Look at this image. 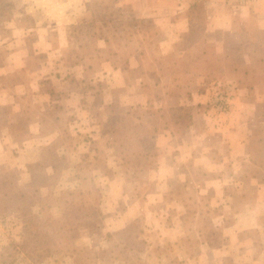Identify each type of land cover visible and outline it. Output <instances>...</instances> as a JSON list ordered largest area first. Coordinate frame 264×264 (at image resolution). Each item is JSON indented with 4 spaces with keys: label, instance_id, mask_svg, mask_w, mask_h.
Masks as SVG:
<instances>
[{
    "label": "rangeland",
    "instance_id": "374dc122",
    "mask_svg": "<svg viewBox=\"0 0 264 264\" xmlns=\"http://www.w3.org/2000/svg\"><path fill=\"white\" fill-rule=\"evenodd\" d=\"M109 5L124 20L139 19L126 16L128 7L120 0H0V66L8 53L16 59L0 84L32 82L39 71L61 76L73 68L88 79L82 84L76 73L68 85L78 91L88 85L98 95L88 115L79 110L82 122L72 128L65 127L70 114H59L55 143L53 110H40L39 103L67 105L60 97L51 103L56 97L30 94L21 104L15 101L18 108L10 102L0 106V129L13 122L0 132V264H264V147L252 144L250 156L234 157L229 146L213 141L226 122L232 124L227 114L238 90L263 86L264 62L249 66L248 75L245 68L234 74L225 60L232 53H226L225 69L217 64L214 73L212 65L215 79L203 84V115L196 114L193 129L178 127L168 121L164 94L152 89L175 76L174 55L155 40V49L149 45L131 68L140 46L134 41L108 46L86 26L97 17L100 29L101 17L113 14ZM141 18L155 25L153 18ZM190 48L183 47V55L193 52ZM209 55L206 50L199 59ZM104 61L124 69L127 88L106 82L114 83L115 76L104 75ZM200 69L210 70L207 64ZM54 82L49 78L44 89L53 90ZM218 94L228 96L226 113L217 107ZM90 95L84 93L78 105L84 108ZM156 97L162 106H155ZM87 118L94 130L86 129ZM28 122H36L32 131L38 129L41 139L34 144L39 142V149L26 154L12 149L8 139H25L22 126ZM78 185L89 194L71 196ZM68 201L82 207L61 214Z\"/></svg>",
    "mask_w": 264,
    "mask_h": 264
},
{
    "label": "crops",
    "instance_id": "0c3cea01",
    "mask_svg": "<svg viewBox=\"0 0 264 264\" xmlns=\"http://www.w3.org/2000/svg\"><path fill=\"white\" fill-rule=\"evenodd\" d=\"M194 3L201 6L200 14L202 19L200 20L194 17L196 13L192 8V4ZM123 4L128 7L125 12L126 16L131 18H153L157 30L155 38L158 42V46L165 47L167 51L174 55L172 59L174 63L171 64H175L177 67L175 76L170 78L167 86L159 85L158 83L157 85H153L152 89L153 92H162L164 94L166 98L164 104H166V107L175 104H184L190 107L192 121L191 124L185 128L193 129V122L196 120V114L198 116L203 115L201 103L206 99V97L202 95L203 84L205 81L214 78L211 73V69H214L212 65H215L214 73L217 72V64H221L222 68L224 67L222 61H224L226 53H232V57H228L225 60H227L228 65H231L233 68L234 74L235 69H247L253 63H258L259 61L264 62V0H253L251 2H244L243 0H120V6ZM205 16L208 18L207 22H205ZM206 34H208L210 38H208ZM183 47H185V49H187V47H192L190 49H192L193 52L183 55L185 54L184 52H186L182 50ZM206 50H209L210 55L207 59L205 57L203 62L199 57L201 58V55H206ZM11 54H15V52ZM9 55L10 53L7 54L8 61L0 66V76L7 75V73L13 69L11 63L15 62L16 59H10ZM183 57L186 60V65H184ZM59 58L61 57H58V59ZM209 59H214L212 60L213 63L209 62ZM134 60L135 63L130 65L131 68L135 66L138 67L137 62H139V58L135 56ZM104 63L107 66L103 67L102 72L106 73L104 75L108 76L110 73H113L115 76L114 83H111L109 78L106 82L110 83L112 87L117 86L119 88L122 83V86L127 88L123 80L125 78L122 76V70L124 69L122 67L116 68L107 63V61H104ZM204 64H207V69H210V67L212 68L207 70V72L201 70L200 65ZM73 65L74 67L76 66L75 63H73ZM76 73L81 76L79 79L80 83L85 84L83 80H87L88 78H84L78 69L74 72L73 68L71 71L68 70L61 76L57 74L53 75L51 71L48 75L43 76V73L40 74L39 71L38 78L34 79L32 82L29 81V78L26 80L15 79L9 84L2 82V84H0V106L10 102L14 107L17 106L18 108V104H16L15 101L18 99L21 104V98L29 96L30 94L42 98V100L43 98L45 99V96H48V98L56 97V100L51 98V103L53 101H59L60 97L61 100L67 102V105L61 106L56 105V103L54 105H43L41 102L39 103L40 110H53V118L50 120L53 121L54 129L51 132L50 140L54 142L56 136L59 135L56 131L58 124L55 122L62 119V117H59V114H70L67 121H65V127L72 128V124L76 126L77 122H82V120L77 121L78 118L76 115L79 110L87 112L88 115L89 109L91 111L94 107L92 105L95 104L94 98L98 96L95 90L88 85H85V87H83L84 89L80 88L79 91L73 87V84L68 85L71 78L76 76ZM243 75H245L244 72ZM246 75H248V73ZM10 77L11 75L8 78ZM53 77L55 80L54 89H44L46 81ZM136 79L138 80L137 85L141 88V86L144 85L143 79L138 74L136 75ZM157 79H159L157 81L162 79L160 72H158ZM33 83H36L37 87L36 89L30 90L28 86L33 85ZM57 87L60 93L56 96L54 91L57 90L55 89ZM135 88L137 89L138 87ZM242 89L246 90L247 93H242L243 91L241 89L238 90L240 92L233 98L231 110L227 114V119H229L232 124L226 125L228 123L226 122V124L223 125L222 123L224 122L222 121L220 123V126L223 125L222 134L216 135L213 141L216 145L229 146L230 153L234 157L242 155L244 158L250 156V153L247 152V150L250 149V145L257 144L264 147V84L263 86H244ZM64 90H66V93H62ZM86 92L91 93L90 100H87V104L82 108L81 105H78V98H82V95ZM143 93L144 91H141V94ZM76 96L80 97L74 100ZM86 97H89V95ZM108 97H110V100H113L112 94L108 95ZM104 98L105 97L102 99L105 104V100L107 99ZM173 98L175 101L172 103L170 100ZM156 100L157 101L154 102L155 106L160 107L163 105L157 97ZM194 102H196L195 106L199 107V113L194 110ZM102 107L104 106L102 105ZM208 121H210V119H208ZM9 122L5 124L4 129L11 127L13 122ZM84 122L86 129L92 128L91 130H94V126L96 125H94L91 118H87V120L84 119ZM35 125L36 122H28L26 125L22 126V129L26 130L27 136L25 139H20L13 135L9 137L8 143L12 145V149H17L20 153L26 154L29 153L32 148L39 149V142H37L38 144L36 146L34 145L36 140L40 141L41 139L38 129L35 128V130L32 131ZM235 127H237V129H234ZM239 128L244 129V132L241 133ZM4 129L1 128L0 132L4 131ZM255 134H257V136ZM190 144L193 145V142L190 141ZM200 153H204V151ZM248 176L250 175L248 174Z\"/></svg>",
    "mask_w": 264,
    "mask_h": 264
},
{
    "label": "trees",
    "instance_id": "16d2710c",
    "mask_svg": "<svg viewBox=\"0 0 264 264\" xmlns=\"http://www.w3.org/2000/svg\"><path fill=\"white\" fill-rule=\"evenodd\" d=\"M114 0H108V2H113ZM107 7V6H105ZM111 8L110 5L108 7ZM192 8L195 10V19H202L201 16V6L197 5L196 3L192 4ZM112 11L108 12V14L103 15L101 17L102 23L100 29H98V25H95L99 19L93 18L89 21L85 22L86 26L90 30L98 31L97 35L100 36L104 40L108 46L110 44H123L127 45L131 41H134L138 46H140V50L136 53V57L144 56L145 51L149 45L153 46L155 49V36L157 34L156 26L153 25L150 20L146 19H132V20H124L119 13V9L112 6ZM117 19V20H116ZM149 22V23H147ZM95 32V31H94ZM93 35V34H92ZM262 61H259V63ZM159 64H163V61H158ZM244 74L246 75L247 69H244ZM215 78H212V80ZM165 111L168 113V121L171 122L173 125L178 127H188L192 121V115L190 111V107L184 104H175V105H168L165 108ZM17 152V151H14ZM15 154V153H14ZM84 192L89 194L90 191H84L81 186H77L74 191L70 193L71 196L74 193L79 194L80 197L83 196ZM74 207H82V205L73 201H68L65 203L63 207L60 208L61 214L63 211L70 210ZM82 216H87V213H82ZM107 236H110V233H107Z\"/></svg>",
    "mask_w": 264,
    "mask_h": 264
},
{
    "label": "built area",
    "instance_id": "2783aa9c",
    "mask_svg": "<svg viewBox=\"0 0 264 264\" xmlns=\"http://www.w3.org/2000/svg\"><path fill=\"white\" fill-rule=\"evenodd\" d=\"M218 87H219V83H217ZM220 96V98L217 101V107L220 109V111L222 112H228L229 110V106L230 103L228 102V96L227 95H223L222 94H218Z\"/></svg>",
    "mask_w": 264,
    "mask_h": 264
}]
</instances>
